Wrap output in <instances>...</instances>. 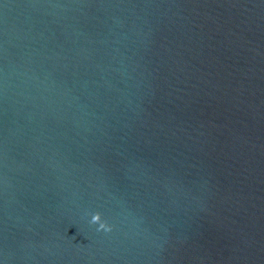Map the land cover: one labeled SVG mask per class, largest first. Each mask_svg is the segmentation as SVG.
<instances>
[{"label":"water","instance_id":"water-1","mask_svg":"<svg viewBox=\"0 0 264 264\" xmlns=\"http://www.w3.org/2000/svg\"><path fill=\"white\" fill-rule=\"evenodd\" d=\"M0 264H264V0H0Z\"/></svg>","mask_w":264,"mask_h":264},{"label":"clouds","instance_id":"clouds-1","mask_svg":"<svg viewBox=\"0 0 264 264\" xmlns=\"http://www.w3.org/2000/svg\"><path fill=\"white\" fill-rule=\"evenodd\" d=\"M92 223L99 224V229L100 230H105V231H111L112 226L110 224H108L107 221H104L102 219V214L100 212H96L93 216H92Z\"/></svg>","mask_w":264,"mask_h":264}]
</instances>
